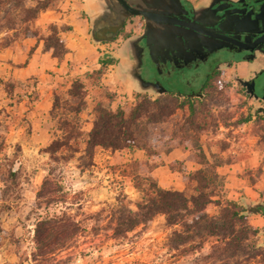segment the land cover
<instances>
[{
	"label": "rangeland",
	"instance_id": "1",
	"mask_svg": "<svg viewBox=\"0 0 264 264\" xmlns=\"http://www.w3.org/2000/svg\"><path fill=\"white\" fill-rule=\"evenodd\" d=\"M2 1L0 63L9 62L12 65V60L6 57L11 56V52L7 51H14L21 62L17 66L21 67L39 46L43 50V42L37 43L36 39L21 34L25 26L47 33L49 25L56 23L70 30L64 35L69 54L65 57L62 71L48 69L46 81L41 75L19 80L13 94L8 93V87L12 86L11 80L16 79L0 75V225L3 231L0 264H222L207 256L215 238H206L203 248L195 251L189 245L178 250L170 248V230L163 216L138 227L124 240L111 239V234L105 229L97 231L109 222V211L117 204L118 194L125 193L133 201L139 199L132 180L124 175L123 166L134 159L144 160V152H113L98 148L93 158L81 152L67 162L55 163L44 152L51 141L55 122L48 112L34 118L29 110L37 101L43 106H52L55 92L67 90L76 78L102 68V84L115 97L113 107L121 105L130 112L142 102L144 95L147 96L139 93L121 76H131L132 64L128 57L131 50L125 46L101 45L92 40L82 0H69L66 4L63 0ZM40 1L49 2L50 9L27 25L22 24L23 8L37 7ZM112 56L117 63L104 69L101 62ZM39 63L45 64L43 60ZM2 72L3 69H0V74ZM104 95L95 90L90 93L87 108L82 113L85 131H90L93 126V107L99 101L106 103L102 99ZM147 97L152 100L159 98L153 95ZM160 99L162 106L173 107L167 97ZM206 102L207 109L217 118V123L200 136L208 156L221 154L238 161L251 148L257 151V167L238 170L232 176L225 170L223 173L219 170L225 179L227 195L244 206L245 199L263 202L264 120H252L253 104H248L240 89L234 88L233 84L225 93L211 94ZM244 117L251 118L250 122L236 125ZM184 120L185 114L177 110L167 123L182 124ZM37 123L42 124V129ZM164 156L151 162L160 164ZM14 164L19 172L10 177L9 171ZM49 171L51 186L56 192L51 195V204H47V200H39V203L43 202L41 207L36 204L37 195ZM61 212L79 223V234L52 253L37 249L35 233L39 218ZM208 212L216 215L218 211L210 207ZM249 222L259 230L257 242L264 246V234L260 233L264 229V215L253 214L249 216Z\"/></svg>",
	"mask_w": 264,
	"mask_h": 264
},
{
	"label": "trees",
	"instance_id": "2",
	"mask_svg": "<svg viewBox=\"0 0 264 264\" xmlns=\"http://www.w3.org/2000/svg\"><path fill=\"white\" fill-rule=\"evenodd\" d=\"M2 2L0 0V4ZM50 7V3L45 1H40L34 8L24 7L22 24L27 25L36 20ZM26 27L21 31L24 37L36 39L37 43L43 42L44 53L50 54L59 63L64 62L69 54L64 35L69 32V28L52 23L48 32L42 33L39 29ZM114 63V59L108 57L100 65L105 69ZM102 76L103 69L99 68L88 72L85 77L76 78L67 90L54 93L50 111L55 122L54 132L49 145L44 149L55 163L67 162L81 152L93 158L98 148L113 152H144V160L134 159L123 166L124 175L132 180L139 199L133 201L125 193L118 194L117 204L109 211V222L97 231L105 229L111 234V239L124 240L138 227L163 216L170 230L168 245L174 250L189 245L195 251L203 248V240L206 238H215L207 255L215 263L264 264V246L257 242L259 230L249 222V216L245 214L246 206L229 198L224 176L219 173V168L232 163L233 158L221 154L208 156L200 141L201 134L217 123V118L207 109V99L211 94L227 92L232 84L210 79L205 85L206 95L203 100H180L163 95L152 100L144 95L142 102L127 112L121 105L113 107L115 97L106 91ZM11 83L9 94L14 93L15 84H18L15 80H11ZM94 90L105 94L102 99L106 103L99 101L93 107V126L90 131H85L82 113ZM162 97L171 100V109L161 105ZM177 110L185 114L184 122L167 123ZM250 120L244 117L236 125H244ZM180 147L190 152L189 160L197 163L200 168L188 171L184 162L171 163V170L182 175L185 188H163L154 175V170L160 164L151 160H161L162 155ZM18 172L14 164L9 175L15 177ZM50 179L51 171L37 195L36 204L41 207L43 202L39 203V200L44 199L47 204H51V195L56 192ZM210 207L217 209L216 215L208 212ZM261 214L264 215V212ZM2 232L0 225V250L3 246ZM79 232V223L68 218L65 212L39 218L35 233L37 249L52 253L66 245Z\"/></svg>",
	"mask_w": 264,
	"mask_h": 264
},
{
	"label": "flooded vegetation",
	"instance_id": "3",
	"mask_svg": "<svg viewBox=\"0 0 264 264\" xmlns=\"http://www.w3.org/2000/svg\"><path fill=\"white\" fill-rule=\"evenodd\" d=\"M133 11L158 18L171 12L174 21L148 24ZM88 21L98 44L122 48L133 39L129 74L164 88L163 96L203 100L210 79L224 80L253 104L252 120H264V101L250 100L237 81L245 68L262 96L264 0H96Z\"/></svg>",
	"mask_w": 264,
	"mask_h": 264
},
{
	"label": "crops",
	"instance_id": "4",
	"mask_svg": "<svg viewBox=\"0 0 264 264\" xmlns=\"http://www.w3.org/2000/svg\"><path fill=\"white\" fill-rule=\"evenodd\" d=\"M66 4L69 0H63ZM83 1V11L87 16L91 14V9L95 5L96 0H82ZM89 24V21H88ZM89 31H90V24H89ZM126 45V44H125ZM124 45V46H125ZM11 52V56L6 57V59H11L13 64L11 65L9 62L7 63H0V69H3V72L0 75L5 77H13L16 79L15 81H25L32 77L33 75H41L46 81L47 76L45 73L48 69L53 68V70L62 71L64 69L63 62L59 63L57 59L53 58L50 54L44 53L39 46L35 53L32 54L29 58H27L23 62V66L18 67L17 65H21V62L18 61L17 56L18 54L14 51H7V53ZM40 60H43L45 64L42 65L39 63ZM256 67L252 65L251 68ZM239 69V78L241 79H248V72L245 68H238ZM44 86H49L44 84ZM134 89L135 87L132 86ZM243 97H245L242 94ZM246 98V97H245ZM51 104L48 106H43L40 101H37L34 107L29 110L30 116L37 118L39 115H43L46 112L49 113L51 111ZM40 129H42V124L37 123ZM92 127V126H91ZM43 134V133H42ZM49 134V133H48ZM257 151L253 148L249 150L248 153L241 155L238 161H233L230 164L224 165L223 167L219 168L220 172L223 173H231L232 176L238 170L241 172L243 169L247 168H255L259 164L256 157ZM190 152L184 150L183 148H175L172 152L164 156L163 162L154 170V175L157 177L160 186L166 189H174V190H183L185 188V184L182 181V175L178 172H173L170 168V164L173 162H184L186 169L188 171H193L199 169L200 166L197 163H194L189 160ZM225 170V171H224ZM264 202V200H263Z\"/></svg>",
	"mask_w": 264,
	"mask_h": 264
},
{
	"label": "water",
	"instance_id": "5",
	"mask_svg": "<svg viewBox=\"0 0 264 264\" xmlns=\"http://www.w3.org/2000/svg\"><path fill=\"white\" fill-rule=\"evenodd\" d=\"M132 14L144 16L148 24L150 21L156 22L154 19H159L160 22L161 21H169V22L174 21L173 17L171 16L172 15L171 12H166L165 17H159V18L154 15L146 14L142 11H133ZM132 40L133 39H130L126 43L125 48H130L131 44L133 43ZM121 76L124 78L126 82L130 83L132 86H135V89L139 93L151 94L154 97H159L165 93L164 88L159 87L156 84L145 81L141 76L137 74L130 76V77H127L126 75H123V74H121ZM237 81L241 84L243 88H245V92L247 95H249L250 100L254 99V101H257L261 99L262 101H264V90H263L262 96L260 97L256 93L255 81L250 82L249 80H245L241 78H238ZM244 204L247 209V211L245 212L247 216H251L253 214H260L261 212L264 211V203L262 201L254 202L249 199H245ZM260 233L264 234V229Z\"/></svg>",
	"mask_w": 264,
	"mask_h": 264
}]
</instances>
